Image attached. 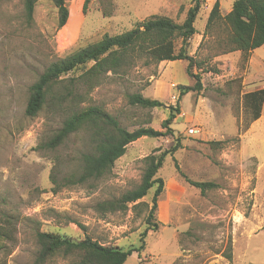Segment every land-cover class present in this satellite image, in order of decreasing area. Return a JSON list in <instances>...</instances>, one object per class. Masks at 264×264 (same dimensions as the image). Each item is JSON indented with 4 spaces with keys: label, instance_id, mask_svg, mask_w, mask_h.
Masks as SVG:
<instances>
[{
    "label": "rangeland",
    "instance_id": "374dc122",
    "mask_svg": "<svg viewBox=\"0 0 264 264\" xmlns=\"http://www.w3.org/2000/svg\"><path fill=\"white\" fill-rule=\"evenodd\" d=\"M216 1L221 13L232 8V0H203L195 22L197 33L190 40V54L206 62L204 68L193 69L202 79L200 92L174 100L182 86L192 87L196 80L186 72L188 62L163 61L140 62L128 75L111 77L92 93V104L103 106L130 131L152 127L164 132L162 124L173 112V136L141 138L128 146L109 178L57 193L50 178L52 159L58 155L70 161L64 168L69 170L83 142L72 137L55 153L36 150L61 126V118L47 112L26 117L29 87L51 62L106 34L123 33L154 15L182 23L194 1L90 0L84 14L85 0H67L70 18L59 31L52 0H40L31 25L24 16L23 0L0 4V264H37L38 231L58 232L75 240L90 237L124 250L140 247L154 189L140 205H130L125 212L103 215L97 204L136 188L144 174V158L171 149L178 140L182 148L167 156L157 174L164 180L153 220L158 229L148 232L144 249L134 252L125 264H264V117L261 129L251 136L258 149L247 150L259 158L242 156L239 134L245 132L247 120L241 96L245 69L238 65V53L216 56V42L226 35L222 25L206 28ZM132 94L165 106H132L128 102ZM229 112L239 120L238 134L222 139V121ZM194 127L201 132L190 135ZM189 180L213 182L217 187L203 193ZM47 264L70 261L56 257Z\"/></svg>",
    "mask_w": 264,
    "mask_h": 264
},
{
    "label": "trees",
    "instance_id": "16d2710c",
    "mask_svg": "<svg viewBox=\"0 0 264 264\" xmlns=\"http://www.w3.org/2000/svg\"><path fill=\"white\" fill-rule=\"evenodd\" d=\"M5 1L7 0H0V4ZM66 1L52 0L58 11V31L66 26L70 18ZM193 1L194 5L188 10L182 23L167 16L154 15L136 23L132 29L123 33L106 34L100 40L79 47L67 56L51 62L29 87L26 117L33 119L47 112L51 117L61 118V126L45 138L36 150L55 153L66 147L72 137L83 142L76 150V155L72 156V168L69 170L64 168L70 161L66 162L58 155L52 159L50 178L54 193L67 187L92 186L109 178L115 163L126 154L128 146L141 138L173 136L171 125L176 119L173 112H170L162 124L164 132L152 127H139L130 131L103 106L92 104V93L109 78L128 75L140 62L147 65L150 62L163 61L188 62L186 72L196 82L192 87L182 86L180 98L191 91L200 92L203 89L202 79L199 74H194L193 69L204 68L206 62L197 61L189 50L190 40L197 33L195 22L203 0ZM232 1L231 11L226 15L221 13L220 2H215L206 28L224 26L226 35L218 38L216 42V56L239 53L238 65L241 69H246L252 52L264 45V0ZM39 2L40 0H23L24 16L29 25L34 21L35 8ZM89 3L90 0H85L84 14ZM204 71L212 70L205 68ZM128 102L144 109L165 106L159 100L141 94L130 95ZM263 104L264 89L243 95L247 118L245 129L260 118ZM178 111L175 109V112ZM181 148V142L178 140L171 149L159 153L155 151L148 155L144 158L145 170L141 183L136 188L117 199L97 204V211L103 215L125 212L130 205H140V201L154 189L147 218L148 228L141 234L140 247L124 250L118 246L104 245L90 237L75 240L58 232L38 231L36 263L47 264L53 258L61 257L70 261V264H125L134 252L140 254L145 247L148 232L158 229V224L153 220L158 200L164 192V180L157 177V174L163 168L167 156H173ZM181 175L185 177L182 173ZM189 182L203 193L217 187L213 182ZM2 248L3 246H0V250ZM226 257L229 261L232 260L231 254Z\"/></svg>",
    "mask_w": 264,
    "mask_h": 264
},
{
    "label": "crops",
    "instance_id": "0c3cea01",
    "mask_svg": "<svg viewBox=\"0 0 264 264\" xmlns=\"http://www.w3.org/2000/svg\"><path fill=\"white\" fill-rule=\"evenodd\" d=\"M231 9L227 13H222L223 15L228 14ZM223 12V11H222ZM264 45L256 50H254L246 64V69L244 72V77L242 80V89H241V96L243 100V95L246 93L254 92L257 90L264 89ZM239 54V53H238ZM240 58V54L236 57V59ZM176 62V61H175ZM173 63V62H172ZM264 117V104L262 106L261 116L258 120L251 123L248 129L242 134H239L241 139L240 142V154L242 156H250V157H257L259 158L258 153L254 154H247L248 148L257 147L252 141L254 140L251 138L253 137L254 133L260 130L259 124ZM238 118L232 115L231 112L226 116V119L223 120L222 126L224 127L223 133H221L222 139H231L237 136L238 134ZM240 124V122H239ZM215 125H218V121L215 120ZM242 132V131H241Z\"/></svg>",
    "mask_w": 264,
    "mask_h": 264
},
{
    "label": "built area",
    "instance_id": "2783aa9c",
    "mask_svg": "<svg viewBox=\"0 0 264 264\" xmlns=\"http://www.w3.org/2000/svg\"><path fill=\"white\" fill-rule=\"evenodd\" d=\"M173 99H174V100L179 99V94L175 95V96L173 97ZM200 132H201L200 127H194V128H191V129L189 130L190 135H197V134H199Z\"/></svg>",
    "mask_w": 264,
    "mask_h": 264
}]
</instances>
